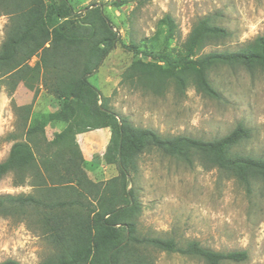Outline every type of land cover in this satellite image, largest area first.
I'll return each mask as SVG.
<instances>
[{
  "label": "trees",
  "instance_id": "1",
  "mask_svg": "<svg viewBox=\"0 0 264 264\" xmlns=\"http://www.w3.org/2000/svg\"><path fill=\"white\" fill-rule=\"evenodd\" d=\"M127 1L148 0L113 4ZM0 15L7 17L0 43V91L4 87L11 96L22 83L35 97L41 85L58 105L32 122V102L16 105L20 132L13 135L0 161V178L11 174L14 186L28 182L37 188L36 194H0V215H23L29 208L39 215L54 252L37 264H153L152 250L197 257L206 264L244 262L245 250L216 251L196 240L180 245L172 237L139 231L141 205L130 175L136 170L137 156L155 148L187 164L199 159L246 188L257 180L264 185V153L236 150L249 137V129L238 123L209 140L163 136L117 114L88 77L119 43L137 56L121 72L130 84L154 94H163L168 85L179 93L192 85L206 96L218 97L209 72L217 66L264 71V34L234 50L202 52L210 42L229 35L203 16L192 25L182 50L174 54L168 47L177 25L169 14L159 20L153 38L142 44L123 43L98 4L75 14L68 0H0ZM53 123L64 125L48 139L45 127ZM96 128H108L103 158L118 170L104 181L88 177L75 140L76 134ZM0 264L22 263L8 258Z\"/></svg>",
  "mask_w": 264,
  "mask_h": 264
},
{
  "label": "rangeland",
  "instance_id": "2",
  "mask_svg": "<svg viewBox=\"0 0 264 264\" xmlns=\"http://www.w3.org/2000/svg\"><path fill=\"white\" fill-rule=\"evenodd\" d=\"M58 2L59 0H45ZM75 12L84 13L92 4L101 6L123 43H148L159 29V20L169 14L176 35L168 50L174 54L195 21L208 16L229 35L203 47L202 52L234 50L264 34V0H148L138 4L118 0H68ZM7 17L0 15V43ZM157 41L161 42L162 35ZM119 43L107 54L88 80L106 97L108 105L120 116H127L139 127L163 136L189 135L209 140L225 135L238 123L249 129V137L236 146L242 153H264V71L249 72L241 66H217L209 79L218 97L206 96L192 85L177 92L168 85L163 94L123 80L121 72L132 58ZM32 58L30 63L34 62ZM32 102L29 121L54 110L57 101L40 85L38 94L19 83L9 96L0 91V161L19 134L16 105ZM63 123L48 124V139ZM109 138L108 128L88 129L76 134L82 166L93 181H104L118 173L114 163L103 158ZM141 205L138 228L142 233L174 238L180 245L196 240L216 251L245 250L244 262L224 264H264V185L253 181L249 188L229 174L195 159L187 164L155 148L136 158L131 173ZM26 182L14 186L12 175L0 178V194L34 193ZM54 252L39 215L29 208L23 215H0V262L12 258L22 264H37ZM153 264H206L202 259L177 252L152 250Z\"/></svg>",
  "mask_w": 264,
  "mask_h": 264
}]
</instances>
